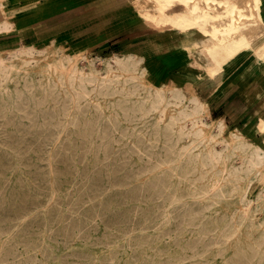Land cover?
<instances>
[{
  "label": "bare ground",
  "instance_id": "6f19581e",
  "mask_svg": "<svg viewBox=\"0 0 264 264\" xmlns=\"http://www.w3.org/2000/svg\"><path fill=\"white\" fill-rule=\"evenodd\" d=\"M127 1L112 30L132 10L128 22L197 34L199 80L245 83L241 52L264 69V0ZM16 28L0 11V34ZM15 37L0 50V264H264V148L250 127L227 133L192 79L154 85L143 55Z\"/></svg>",
  "mask_w": 264,
  "mask_h": 264
},
{
  "label": "rangeland",
  "instance_id": "374dc122",
  "mask_svg": "<svg viewBox=\"0 0 264 264\" xmlns=\"http://www.w3.org/2000/svg\"><path fill=\"white\" fill-rule=\"evenodd\" d=\"M38 1L15 0L10 2L6 9L0 10L2 15H9L17 24L14 32L0 34L1 51L10 45L12 38L18 36L23 30H27L32 32L35 41L33 42L32 36L28 35L22 37L21 43L23 44L37 43L36 46L40 48H48L54 44L58 49L63 48L75 56L82 54L90 57L98 56L95 47L104 39L101 38L102 33L114 25L109 21L110 15L126 8L129 4L127 0H57L51 5L44 6L40 5ZM41 1L44 2L45 0ZM117 5H120L121 8L117 9ZM139 31H132V28L122 24L120 32L112 39L120 41L119 51L145 56L147 59L145 65L151 69L149 77L154 85L160 86L169 83L168 79L194 80L195 89L199 96L207 98L210 102L212 120H218L219 116L225 115L223 107H218L220 104L218 102L225 96H230V99H238L240 102L239 104L236 103L237 106L234 110H239L238 112L242 114L246 108L250 107L252 109L251 115L249 114L250 116L241 120H237L232 115V118L224 119L227 125V133L235 128L248 130L250 127L248 136L264 148V130L261 131L258 126L254 125L260 114L264 113V69L262 67L257 64L251 65L253 59L249 58L248 55H244L245 52H241L237 56L239 61L236 67L239 72L238 76L240 75L238 78L243 79L246 84H234L232 81H226L223 75L215 79L199 80L196 71L192 69L189 59L186 57L189 52L187 47L192 46L194 37L196 38L197 34L193 37L192 34L181 35L174 31ZM130 42L133 44L131 50L126 48V45H129ZM110 55L112 53L104 55V57ZM99 64L101 66V63ZM8 129L11 128L0 125L1 131H7ZM18 129L24 130L25 128L18 127ZM30 129L32 131L38 130V132L53 130L49 126ZM64 130L71 129L65 127ZM47 136V133L39 135L40 138H46ZM65 146L70 147L71 145L68 143ZM114 156L119 157V153L116 152ZM104 163L135 162L113 159L104 161ZM131 186L132 184H129L127 187ZM36 212L33 211L22 219L31 218ZM52 217V220L61 219L62 217L67 222L73 220L66 213H55ZM10 219L17 221V217H11ZM104 221L109 223L111 220L110 218H104Z\"/></svg>",
  "mask_w": 264,
  "mask_h": 264
},
{
  "label": "crops",
  "instance_id": "0c3cea01",
  "mask_svg": "<svg viewBox=\"0 0 264 264\" xmlns=\"http://www.w3.org/2000/svg\"><path fill=\"white\" fill-rule=\"evenodd\" d=\"M57 0H45L44 2H42L41 0H39V4L40 5H44V6H48V5H51L53 3H55ZM124 5V4H123ZM126 5V4H125ZM117 9L121 8L120 5H117L116 7ZM127 8V6H126ZM125 9V8H123ZM134 12L131 10L129 12H127V15L119 18L118 20L121 22V23H126L129 28H132V31H137V30H140L139 32H141V30H146V31H174V32H177L181 35L184 34V32L176 27V26H166V27H157L153 22H150V21H147L146 19L144 20H134L133 22H128V20L130 19V15L129 14H133ZM123 19H125V21H122ZM137 29V30H136ZM121 28L117 31H113L112 30V27L105 30L102 34L106 35L105 37H103L104 39L101 40L98 45L95 47V52L97 53V55L100 57H104V55H109L112 53V55L114 54H117V53H123L124 51H119V47H121L119 45L120 41L119 40H114L112 38H114L116 36V34H118L120 32ZM113 31V32H112ZM32 36V40L33 42L35 41L34 37H33V34L31 31H27V30H23L18 36L20 39H22V37H25V36ZM132 43L130 42L129 45H126V48L128 49H132ZM133 51V50H132ZM110 55V56H112ZM110 56H107V57H110ZM187 57V55H186ZM187 59H189L187 57ZM189 64H190V59H189ZM235 76H238V74H236ZM235 76H232V77H235ZM239 77V76H238ZM181 79V78H180ZM239 79V78H238ZM189 79H183V80H175L173 79V81H179V82H185ZM232 81V83L235 84V79H232L230 78V82ZM237 84V83H236ZM246 84V83H244ZM223 91V90H222ZM221 95H224V94H221ZM226 101V102H225ZM239 100L238 99H230V96H225L220 102L218 107L222 108L225 115L223 116H219L218 119L222 118V119H228L229 118H232V117H236V119L238 120H241L245 117H248L251 115V108L248 107L246 108V110L241 114V112H238L239 110H234L235 107L237 106L236 103L239 104ZM219 109V108H218ZM216 109V110H218ZM236 114V115H235ZM250 114V115H249ZM232 115V117H231Z\"/></svg>",
  "mask_w": 264,
  "mask_h": 264
}]
</instances>
